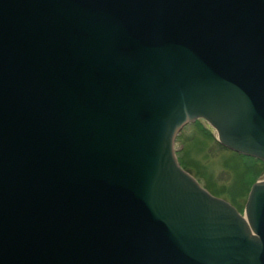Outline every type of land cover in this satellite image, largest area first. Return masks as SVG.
Returning a JSON list of instances; mask_svg holds the SVG:
<instances>
[{
  "label": "water",
  "instance_id": "water-1",
  "mask_svg": "<svg viewBox=\"0 0 264 264\" xmlns=\"http://www.w3.org/2000/svg\"><path fill=\"white\" fill-rule=\"evenodd\" d=\"M205 121L264 163V0H0V264H264L179 162Z\"/></svg>",
  "mask_w": 264,
  "mask_h": 264
},
{
  "label": "rangeland",
  "instance_id": "rangeland-1",
  "mask_svg": "<svg viewBox=\"0 0 264 264\" xmlns=\"http://www.w3.org/2000/svg\"><path fill=\"white\" fill-rule=\"evenodd\" d=\"M176 152L179 161L204 188L241 214L251 187L264 180V163L221 145L203 121L182 130L176 139Z\"/></svg>",
  "mask_w": 264,
  "mask_h": 264
},
{
  "label": "trees",
  "instance_id": "trees-1",
  "mask_svg": "<svg viewBox=\"0 0 264 264\" xmlns=\"http://www.w3.org/2000/svg\"><path fill=\"white\" fill-rule=\"evenodd\" d=\"M180 163H181V160H180ZM181 164H182V163H181ZM182 166H183V164H182ZM183 167L186 169V166H185V165H184ZM186 170H187V169H186ZM187 171H188V170H187ZM188 172H189V171H188Z\"/></svg>",
  "mask_w": 264,
  "mask_h": 264
}]
</instances>
